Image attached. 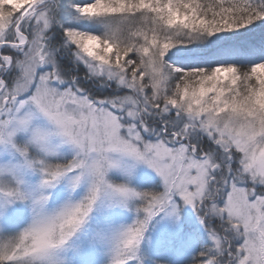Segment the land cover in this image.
Listing matches in <instances>:
<instances>
[{"label":"rangeland","instance_id":"374dc122","mask_svg":"<svg viewBox=\"0 0 264 264\" xmlns=\"http://www.w3.org/2000/svg\"><path fill=\"white\" fill-rule=\"evenodd\" d=\"M176 1L0 0V264H264V51L183 72Z\"/></svg>","mask_w":264,"mask_h":264},{"label":"trees","instance_id":"16d2710c","mask_svg":"<svg viewBox=\"0 0 264 264\" xmlns=\"http://www.w3.org/2000/svg\"><path fill=\"white\" fill-rule=\"evenodd\" d=\"M199 1L201 3H210L209 8L212 11L209 12L210 15L201 17L202 22L196 24V29L188 28L190 31L193 30L192 32L194 33L196 31L200 33L199 42L197 41L196 43L200 45H196V47L193 48L194 51L189 49L188 53H186L187 55L185 56V58H179L177 53V55L174 54L175 56L171 58L172 62L177 63L179 66L182 67L183 72L193 71L189 67V63L181 62L187 59V57L192 56L203 57L200 58L201 60L198 59V61H204V58H207L209 66H212L220 59L222 60L230 58V60L225 61L222 65L236 67L238 71H242L243 68H248L253 62L257 61L262 57L264 51V0ZM180 2L183 3V1ZM180 2L179 0L176 1V3H178L179 5ZM219 8H222L223 10L227 11V14H214V11L216 12L220 10ZM226 28L229 29L226 30ZM222 30L223 33H221ZM184 36V34L180 33L179 38L182 39V37ZM171 39L175 40V38ZM184 39L188 41L187 38ZM186 43L187 42L183 41V44H178L186 47V45H188ZM201 45L205 46L202 48ZM76 74L78 75L77 72ZM89 85H93L92 82H87L84 87L89 92L93 91L92 95L94 98L98 94L109 95L113 93H111L110 89L105 87V85L99 87L98 91L102 90V92L100 93L98 91L92 90L91 87L89 88ZM206 147L209 146L207 143H205L204 138H197V150L201 152L202 150L204 151V149L207 150ZM214 154H216V152L211 153V157L216 163L217 159H215ZM216 167L218 169V174L223 171L222 175L225 177L227 173L226 166L223 163L221 164V166H219V163H217ZM137 208L139 207H136V211H138ZM138 216L139 215L137 213V217ZM206 257V244L197 237V241L193 247L192 257L186 258L181 262L173 264H206ZM208 262L209 261H207V263Z\"/></svg>","mask_w":264,"mask_h":264},{"label":"bare ground","instance_id":"6f19581e","mask_svg":"<svg viewBox=\"0 0 264 264\" xmlns=\"http://www.w3.org/2000/svg\"><path fill=\"white\" fill-rule=\"evenodd\" d=\"M88 46H90V45H88Z\"/></svg>","mask_w":264,"mask_h":264}]
</instances>
